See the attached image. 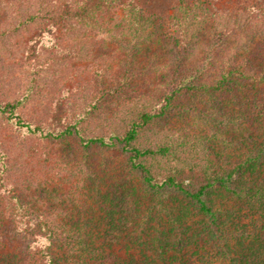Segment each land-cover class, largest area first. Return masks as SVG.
I'll use <instances>...</instances> for the list:
<instances>
[{
  "label": "trees",
  "instance_id": "obj_1",
  "mask_svg": "<svg viewBox=\"0 0 264 264\" xmlns=\"http://www.w3.org/2000/svg\"><path fill=\"white\" fill-rule=\"evenodd\" d=\"M23 2L0 48L53 84L28 112L0 58V264H264V0Z\"/></svg>",
  "mask_w": 264,
  "mask_h": 264
},
{
  "label": "rangeland",
  "instance_id": "obj_2",
  "mask_svg": "<svg viewBox=\"0 0 264 264\" xmlns=\"http://www.w3.org/2000/svg\"><path fill=\"white\" fill-rule=\"evenodd\" d=\"M6 1H9V2H6ZM30 1H34L33 2V5H34L35 1H37V0H30ZM163 1L165 2L166 6H168V7H175L178 5V0H163ZM3 2H5V4L9 3L11 9L16 7V5L18 6L20 3H22L24 5L26 4V2H23V0H3ZM122 11L125 12L124 9H122ZM122 16H123V14L120 11L118 13V17H116L117 19L115 20V22L118 23L120 20H122L123 19ZM2 17L5 18V15H3ZM45 42H46V40H45ZM9 44L6 48H0V58L3 59V64L5 67L4 69L6 72H9L10 75L11 74L13 75V71H15V75L19 78L20 77H22V79L24 78V82L21 83V82H19V80H17V83L11 84L10 90L8 88L4 89L3 96L7 97L8 99L9 98L11 99L12 96H13V98H16L17 96L20 97L23 95V93H27L30 91V95L33 96V99L31 100V104H29V106L27 107V111L31 112L33 105L36 106L39 110L43 109V107H45V105H46V101L50 97V94L47 93V91H49V85L53 84V81L50 78L51 76L49 74L46 75V72L41 71L40 68H38V67L37 68H30L29 66H27V63H25L26 57H27L26 55L28 54L27 48L32 44V37L28 36L27 34L21 35L16 40H13L12 43H9ZM46 46H47V44H46ZM46 51H47V49L43 48V45H42V47L40 49V56H39L40 58L39 59H43L45 57ZM20 68L22 69V71L20 70ZM23 70H25V71L23 72ZM36 70L41 71L40 76H38L36 74V72H37ZM43 77H46V78L49 77L48 82L47 81L44 82ZM62 84L63 83H61V85ZM1 93H2V90L0 91V94ZM199 106H201V105H199ZM6 124H7L6 119L1 117L0 128L3 129V132L5 133L4 138L6 139V140H4L5 144H3L2 146H5V147H6V145L16 146L17 141H15L13 137L12 138L10 137V133L16 132V130H15V128L13 129V127L11 130V126L7 127ZM4 126L6 128H4ZM5 129H6V131H5ZM9 137H10V139H9ZM19 139H20V136H19ZM118 160L120 163L121 158H118ZM119 163H118V166H117V164L108 165V166L104 165L103 166L106 169V172H104V173H105L107 180L111 177H114V176L116 177L122 173L121 170H118V167L120 168ZM16 164H18V163H16ZM113 167L115 170H113ZM104 173H103V175H104ZM66 175H67V176H65L66 182H63V184H61V182H60L59 185H61V187H58L57 190L62 195H64V192L71 190V191L75 192L76 196H79L78 192L82 191L81 182L79 181V179H77L72 174H66ZM113 180H115V179H113ZM105 189H106V187L103 190L105 191ZM86 205H87V207L84 208V213H87V214H92L91 206L97 208V204L94 202L93 199H88V203ZM61 207H63V206H61ZM0 255H1V253H0ZM216 262L218 263L219 261H216Z\"/></svg>",
  "mask_w": 264,
  "mask_h": 264
}]
</instances>
